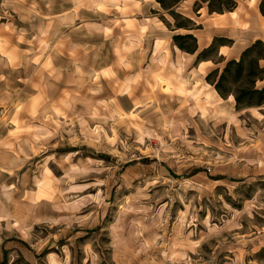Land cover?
Wrapping results in <instances>:
<instances>
[{"label": "rangeland", "instance_id": "374dc122", "mask_svg": "<svg viewBox=\"0 0 264 264\" xmlns=\"http://www.w3.org/2000/svg\"><path fill=\"white\" fill-rule=\"evenodd\" d=\"M198 1L176 11L222 64L182 53L154 0H0V264H264V107L206 83L264 19L238 0L248 30L219 29Z\"/></svg>", "mask_w": 264, "mask_h": 264}, {"label": "trees", "instance_id": "16d2710c", "mask_svg": "<svg viewBox=\"0 0 264 264\" xmlns=\"http://www.w3.org/2000/svg\"><path fill=\"white\" fill-rule=\"evenodd\" d=\"M160 5L163 12L171 15L174 24L169 23L164 17L167 29L172 31H187L185 35L176 34L172 41L180 51L191 55H197V63L211 61L214 64H222L225 61H217L219 49L228 46L221 38H214L213 44L199 51L197 38L192 33L196 30L195 21L182 14L177 13V9L186 0H155ZM238 0H199L194 6V11L199 12L203 5L207 6L208 13L213 15L227 14L238 7ZM259 11L264 16V0L261 1ZM231 42V41H230ZM241 58L230 60L220 73L215 70L206 77V82L213 86L215 91L223 100H228L232 96L235 100V109L242 112L248 109H260L264 107V86L260 87L259 83H264V67L261 63L264 61V41L258 39L255 43L245 48L240 55ZM264 85V84H263Z\"/></svg>", "mask_w": 264, "mask_h": 264}, {"label": "bare ground", "instance_id": "6f19581e", "mask_svg": "<svg viewBox=\"0 0 264 264\" xmlns=\"http://www.w3.org/2000/svg\"><path fill=\"white\" fill-rule=\"evenodd\" d=\"M93 1H95L97 3L98 0H93ZM108 1L112 2L111 4L116 7V10L118 11L119 14L126 15L127 10L129 9L128 3H125V5H119V2H117L119 0H108ZM123 1H126V0H123ZM189 1L190 0H186L185 3L189 2ZM245 2H247L249 9L251 11L254 10V12L255 11L257 12V6H256L257 0H246ZM71 3L74 4V0H71ZM105 6H106V2L100 6V10L106 11ZM244 12L247 13L244 6H240L239 10L237 12H235V10L232 12H228L230 14V16L233 17L234 24L237 27L246 28L248 25L247 23L243 22V18H246V16L243 15V14H245ZM228 13L227 14L215 13L213 16H211V17H214L213 18L214 24L216 26L224 25L226 18H227L226 16L228 15ZM180 32L182 33V32H187V31L185 30V31H180ZM210 63L211 62H202L200 65L203 66V65L210 64ZM188 66H189V61H186V63L184 64V71L186 70V68ZM162 75H164V74H162ZM156 79H159V81H162V80L168 81L167 79H165L164 76H162V77L159 76V74L157 75ZM186 83L188 84V82H186ZM185 84H183V83L181 84L180 89H179L181 91L180 94L185 96L186 94L191 93V95H193L195 98V99L193 98V100L195 101L194 104L197 106L198 110H200V111L203 110L204 112H210V114L215 115L221 119H227L229 117L228 112L223 108V106L217 104L215 101H212L211 98L209 97V95H206L202 91L200 93V90L191 91L185 87ZM215 94L217 96H219L217 92H215ZM202 99H204V100L202 101ZM230 99L234 100L232 96L230 97ZM181 102H185L187 104L188 99L181 100ZM234 102H235V100H234Z\"/></svg>", "mask_w": 264, "mask_h": 264}, {"label": "crops", "instance_id": "0c3cea01", "mask_svg": "<svg viewBox=\"0 0 264 264\" xmlns=\"http://www.w3.org/2000/svg\"><path fill=\"white\" fill-rule=\"evenodd\" d=\"M155 1V0H154ZM261 1L262 0H257V4H256V6H257V12L255 11V13H254V15L255 16H257V13L259 12V14L261 15V17L264 19V16L262 15V13L259 11V5H260V3H261ZM156 3H157V1H156ZM158 4V3H157ZM159 5V4H158ZM160 6V5H159ZM239 7H240V3L238 4V7H237V9H235V12H237L238 10H239ZM214 15V14H213ZM213 15H211V16H213ZM254 16V17H255ZM227 18H226V21H225V24L227 23H230V25L229 26H231V27H233V28H235L236 30H243V29H245V30H248V27H246V28H241V27H235V25H234V19H233V17H231L230 16V14L228 13V15L226 16ZM161 19V18H160ZM162 21V20H161ZM163 22V21H162ZM243 22L244 23H247V20H246V18H243ZM249 23H250V28H253V19L251 18L250 20H249ZM163 24H164V22H163ZM233 24V25H232ZM164 26H165V24H164ZM166 27V26H165ZM219 27V29H223V28H225V27H222V26H218ZM166 29H167V27H166ZM169 30V29H168ZM169 31H171L172 33H174V34H176L177 32H180V31H172V30H169ZM262 34H264V25H263V29L260 31V33H258V35H256V34H253V36H252V38H253V42H251V45L253 44V43H255L256 41H258V39H260V40H262L263 41V39H262ZM195 35V34H194ZM174 36V35H173ZM195 37H196V35H195ZM217 37V36H216ZM173 38V37H172ZM172 43H173V41H172ZM197 43H198V41H197ZM175 45V44H174ZM198 45H199V43H198ZM176 46V45H175ZM250 46V45H249ZM248 46V47H249ZM177 47V46H176ZM178 48V47H177ZM205 48H208V46L207 47H205ZM204 48V49H205ZM223 48H225V47H221L220 49H219V51L221 50V49H223ZM247 48V47H246ZM179 49V48H178ZM180 50V49H179ZM199 50H200V48H199ZM182 52V51H181ZM183 53V52H182ZM186 53V52H185ZM184 53V54H185ZM187 55H189L190 57H192V56H194V55H191V54H188V53H186ZM188 61H190V60H188ZM204 62H211V61H204ZM202 62H200V64H201ZM189 64H190V62H189ZM200 64H198V66H200ZM207 83V82H206ZM208 84V83H207ZM209 85V84H208ZM210 86V85H209ZM213 89H214V87L213 86H211ZM215 90V89H214ZM215 92H217V91H215ZM220 97V96H219ZM221 98V97H220ZM228 100H230V99H228ZM228 100H226V101H228Z\"/></svg>", "mask_w": 264, "mask_h": 264}]
</instances>
